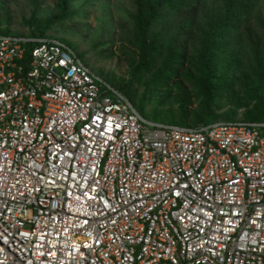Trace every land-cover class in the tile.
I'll use <instances>...</instances> for the list:
<instances>
[{
	"label": "built area",
	"instance_id": "built-area-1",
	"mask_svg": "<svg viewBox=\"0 0 264 264\" xmlns=\"http://www.w3.org/2000/svg\"><path fill=\"white\" fill-rule=\"evenodd\" d=\"M0 264H264V121L148 120L63 39L0 32Z\"/></svg>",
	"mask_w": 264,
	"mask_h": 264
},
{
	"label": "trees",
	"instance_id": "trees-1",
	"mask_svg": "<svg viewBox=\"0 0 264 264\" xmlns=\"http://www.w3.org/2000/svg\"><path fill=\"white\" fill-rule=\"evenodd\" d=\"M6 0H0V13ZM132 29L124 37L123 53L131 63L128 84L118 88L127 95L138 79L146 80L152 95L181 94L202 96V112L192 113L181 102L166 111L165 123L183 126L208 125L218 121L212 105L217 86L247 95L245 103H236L223 120H238L239 107L254 109L243 121H264V14L257 9L261 0H133ZM71 0H60L63 16L69 13ZM39 33L23 34L47 37ZM1 33H15L3 31ZM22 34V33H16ZM62 39V38H61ZM65 41V39H63ZM262 47V48H261ZM253 77V85L240 75ZM239 79V80H238ZM133 96H138L137 90ZM258 103L262 106L257 108Z\"/></svg>",
	"mask_w": 264,
	"mask_h": 264
},
{
	"label": "rangeland",
	"instance_id": "rangeland-1",
	"mask_svg": "<svg viewBox=\"0 0 264 264\" xmlns=\"http://www.w3.org/2000/svg\"><path fill=\"white\" fill-rule=\"evenodd\" d=\"M69 13L79 11L74 17L63 16L60 0H6L0 13V28L3 31L31 34L39 33L44 28L45 35L65 39L75 49L82 60L99 76L117 89L128 84L131 63L123 53L124 37L132 29L131 15L136 12L133 0H71ZM264 14V0L257 9ZM264 42V40H263ZM264 47V46H262ZM261 47V48H262ZM253 85V77L240 74ZM238 79V80H239ZM146 80L138 79L134 91L127 92L139 112L148 120L167 122L166 111L181 105L182 101L189 104L192 113L202 112L200 106L205 100L202 96L183 97L181 94L152 95L146 89ZM138 92V96L133 94ZM125 94V93H124ZM126 95V94H125ZM247 95L237 90L217 86L213 91L212 105L216 109L218 121L234 107L236 103H245ZM256 105L239 107L238 120L247 116ZM262 106L258 103L257 108Z\"/></svg>",
	"mask_w": 264,
	"mask_h": 264
}]
</instances>
